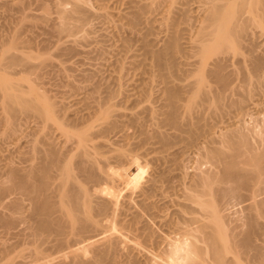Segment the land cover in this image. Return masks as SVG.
<instances>
[{
	"label": "rangeland",
	"instance_id": "rangeland-1",
	"mask_svg": "<svg viewBox=\"0 0 264 264\" xmlns=\"http://www.w3.org/2000/svg\"><path fill=\"white\" fill-rule=\"evenodd\" d=\"M217 1L81 0L74 14L75 0H0L1 45L19 30L24 45L18 51L34 54V62L27 58L28 65L2 70L23 90L33 84L48 96L58 118L41 117L18 103L19 113H7V96L0 86V264L190 260L191 245L181 256L188 261L179 255L186 241L191 243L185 237L187 220L199 215L201 207L189 197L201 176H215L223 169L206 152L213 146L223 148L224 135L238 131L248 135L254 149L260 147L257 151L264 148V70L259 78L250 68L254 59L264 57V25L251 22L245 38L231 41L218 58L212 41L202 43ZM263 1L256 0L254 7H263L264 13ZM236 4L232 9L248 20L251 10L245 14L240 11H245L243 5ZM60 6L72 16H86L73 36L58 31L63 20ZM215 59L225 61L224 74L229 73L236 87L217 96L220 92L213 81L210 85V77L209 88L216 89L208 100L197 84L207 69H213ZM85 125L92 127L88 148L96 159L88 164L94 178L78 168L81 148L76 132ZM54 155L59 167L68 164L73 169L75 186L90 194L91 209L67 203L69 198L60 191L59 167L54 166L45 184L42 167ZM32 167H38L36 188L14 186ZM45 199L55 206L50 229L41 227L43 214L36 210ZM230 204L226 212L224 208L227 219L243 225L246 214L239 210L244 204ZM65 210H73L77 219L72 216V221Z\"/></svg>",
	"mask_w": 264,
	"mask_h": 264
},
{
	"label": "bare ground",
	"instance_id": "bare-ground-1",
	"mask_svg": "<svg viewBox=\"0 0 264 264\" xmlns=\"http://www.w3.org/2000/svg\"><path fill=\"white\" fill-rule=\"evenodd\" d=\"M79 1L75 0V3H74L75 8L73 7L74 8L73 13L76 12L77 14V12L81 9V8L79 9L80 6H78L80 5ZM229 1H232V2H229ZM233 1L235 4L239 3L244 6L243 7L241 5L242 9L243 8L245 9V11L240 10L241 12L245 13L246 9L249 8V10L251 11H249L248 13L251 14L249 15V16H252L251 19H249L250 18L249 16H248L249 18L247 17L248 20H245V18L242 19L240 14L234 11L235 4L233 5ZM255 1L256 0H218L214 4L213 9H211L212 12H210L211 13L209 16L210 18L208 20L209 25L207 27L205 26L206 28L203 29L202 38H204V36L207 38L206 40L204 38V40H202L203 41L202 43H205L204 41L209 42V43L213 42L212 44H215V48H214L216 52L215 55H218L219 56V57L217 56L218 58H220V54H223L224 52L223 50H226L224 48L228 49L229 44H232V43L234 44L235 39L237 42H239L240 38H242V40L245 38V33L247 32L248 27L251 26L250 25L251 22L252 24L253 23L256 24L255 22H257V24L262 23L264 25V13H263V10L260 11L261 9H263V7L261 9H256L254 7ZM227 3H229V5L231 6V9H228L230 6L228 8L225 7ZM239 4H238V7H241L239 6ZM249 5H252L251 9ZM262 5H264V1ZM61 6H60V9H61L60 19L66 20V22L63 20L62 22H59L60 26L58 27L59 28L58 31H60L61 33L65 32V34L68 33V35L72 34L73 36V33H76L77 30L84 25L82 23L85 22L86 16L84 14L83 15L85 17L82 15L72 16L75 13L70 14L72 13V11L69 12L65 8L66 6L65 7L63 6L62 8ZM255 6L257 5L255 4ZM257 10L260 11L262 14L258 12ZM72 19H75V20L72 21ZM204 23L205 22H203V24ZM20 28L22 27L20 26ZM14 30H17V29H14ZM14 33H15L13 34L14 36H11L12 37L11 41H9L10 40V37H9L8 40H6L5 42L3 41L4 43L2 42L3 43L2 45L0 43L1 45L0 51H2L1 56H0V70L6 69L12 66H17V65L18 66L19 65L25 66V64L28 65L29 61H27L28 63H26L25 61L28 59L29 60L32 59V57L34 58L33 56L34 54L32 55V57H30L29 54H26V53H29V51L28 52L26 51L25 53L24 47H23L24 51L19 52L20 51L19 49L22 48L24 44L21 46L22 43L20 39L21 36L19 35V30H17V32L15 31ZM242 40H240V42ZM231 41L233 42L231 43ZM209 43H206V44L209 45ZM212 46L214 47V45ZM203 47H204L203 49L205 50L204 45ZM202 54L204 56L206 52L205 54L204 52ZM211 57H214V56L212 55ZM223 58L225 57H222L221 59ZM262 58L254 59V61L251 63L252 65H250V68L251 66H253L251 70L254 69L256 74L254 73V70L252 71V73L257 75L259 78L261 77V74L264 70V59ZM224 62L225 61L222 62V60L220 61L219 59H215V63H213L215 67L213 66V69L212 68L207 69L208 71L205 74H203L201 78L198 77L200 79L198 80L197 87L201 88L202 90L205 89L203 93H205L204 96L206 98L208 96V100H209V95L211 96L212 90L214 91V89H216L215 86H213L214 87L213 89L209 88L210 80L208 78L210 77H213V79L211 78L212 80H211L210 85H214V83L215 85L217 84L216 85L217 90L220 92V94L218 93H217L218 95L216 94L217 96L222 95L223 97V95H225L227 91L230 92V90H233V88L236 87V86L233 87L234 84L232 85V82H233L232 78H228V77H231V76H227L229 73L226 72L225 73L226 75L224 74V70L226 66V64H223ZM3 71L4 70H2L0 73V86L2 87L3 85L4 87H2L3 89L1 87L0 88L4 91V94L7 96L8 103H7V106L5 107L7 113H13V114L19 113V111L17 112V110H21V109H18L16 107L17 105H15L16 103H18L21 106V108H23L24 110H30L41 117L53 119L55 121L58 120V118L55 115L54 103L48 96H46L45 94H42L41 91H39L38 88L34 86L33 84L29 86L30 88L28 90H23V88H21L20 86V83L18 84L17 82L10 80L8 74L6 76L5 72ZM2 72L4 74H2ZM249 74L251 77L252 74L251 73ZM247 77H248L247 80H250L249 79L250 77L249 76ZM206 88H208L209 92L206 90ZM217 90L216 92H218ZM216 95L214 94L215 96L214 99L215 98L218 99ZM59 124L62 130L66 131V134L68 136L72 135L70 130L65 125H63L62 123H59ZM85 127L86 125L83 127L84 129L81 128L80 131L76 132L78 136V143H79L78 145H80V148H81L80 149L78 147L80 149V151L77 154V156L79 157V162H78L79 167L78 168L81 172L82 171L85 172L89 176V178H94L93 176L94 172L91 170V167L88 164L89 162H94L96 159L94 157L95 153H93L92 150L88 148L89 146L88 140L90 136L88 131H90L91 126H88L86 128ZM226 135H224L225 140L223 139L225 143L222 141V138H221V141H222L221 143H224L225 145L223 146L221 144L223 148L221 146L219 147L213 146L214 150L211 151L209 149L211 152H208V151L206 152V154L209 153L208 158L210 160L212 159L214 160V162L216 163L219 162L223 165L221 174H217V175L214 174L215 176L206 175L208 176L206 178L201 176L200 178L201 180L197 182V185L195 184L196 186H193V187H196V192L195 191H194L195 193L190 192V194L191 193L193 194H191V197L189 198H192L191 200H194L197 203V205L201 207L199 211H201L203 215L200 217L201 215V212H200L199 215H195L196 217H192L189 220H187L188 227L186 231H185V228L183 231L186 232L185 237H187L188 235V238L190 239L189 240L187 238L186 240H189V242L191 243L189 244L188 241H186L189 245L187 246V243L184 242L186 246L184 245L182 246L183 248L182 247L181 248L182 250L184 249L183 251L184 253L187 247L189 248V246L191 245L190 246V248H192L190 249L191 251L190 250L188 251V249L186 250L188 251V254L191 253V255H188V258L190 257V260L189 259L186 260L182 258L186 256L187 254L186 252H185L186 254L179 253L181 254L179 255V257L181 258V260L183 259L186 261L188 260L191 261V262L188 261L187 263H192V264H264V148L263 150L261 149L262 151L260 152L257 151L260 149V147L257 150L254 149L256 146L254 148L252 147L253 145L250 144L251 141H249L248 135L246 133H241L238 131V133L235 132V134L230 133L229 135L227 136ZM59 164H60V160L54 155L52 156V158H50L48 164H46L44 168L42 167V170H44L45 172V173L43 172L45 174L44 175L45 177L44 182H46L45 184L48 183L47 179H49L50 177V173H51L50 171L54 168V166L59 167ZM68 166L69 165L66 164L64 167L63 166L59 167L60 173L58 174V178H60L61 180L59 184L60 191L63 194H65L64 197L66 196L69 198L68 199L69 201H67L66 199L63 200L64 197L62 195L63 206L66 204V201H67L68 204H71V206H74L77 209L78 208L80 209L83 207L84 209L85 207H88L87 209H91L92 199L89 198L90 194H88L83 187L81 188V187L75 186L74 180L76 179L75 178L76 176L73 172V169ZM37 170H38V167L37 168L32 167L26 174L24 175L22 174L23 176H20L17 182L15 181L16 185L14 186L20 189H24V190L32 191V189H35L36 188L35 179L38 173ZM16 172H14V174ZM214 183H217L216 188L213 187V185L209 187V184L211 185ZM42 184L45 185L43 182ZM200 187L201 189H199ZM39 188L37 187V190ZM230 203H232V205L233 203L235 205L244 204L242 208H240L239 210V212L240 211L242 212V215H244V213L246 214L245 219L247 220L246 221L242 220L244 222L243 225H239V223L237 222L235 223L232 219H230L232 220L233 223H235L233 225L227 219L230 217H228L229 215L227 213L225 214V212H226V208L228 207L227 205H229ZM66 205H65V208L68 209ZM68 207L70 208L69 205ZM54 208H55L54 204L49 199L40 201V204L37 205V208H36L37 212H40L41 214H43V217L41 218V223H40L43 229L51 228L53 222L50 220L49 215H50V212L54 210ZM224 208H225V212H224ZM65 211H67V213L69 212L68 210H65ZM71 212H69L70 215L68 214L69 217L71 216V219H72V216H74L75 219H77L75 215H72L73 212L72 213ZM241 217L238 219L241 220ZM243 218L244 216L242 217V219ZM242 221H239V222H242ZM74 222L76 223L77 221H74ZM245 225L247 227H245ZM240 226L241 228L243 226L246 229H240ZM86 232H88V230ZM190 237L193 239V241H191L192 239ZM199 241H202L201 244L206 245V246L195 245V244H198ZM192 242L194 245L192 244ZM203 242L205 244H203Z\"/></svg>",
	"mask_w": 264,
	"mask_h": 264
}]
</instances>
